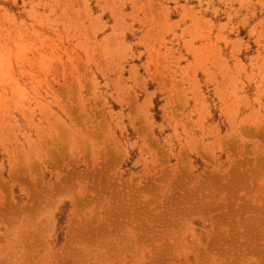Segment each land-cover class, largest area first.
Masks as SVG:
<instances>
[{"label": "rangeland", "instance_id": "obj_1", "mask_svg": "<svg viewBox=\"0 0 264 264\" xmlns=\"http://www.w3.org/2000/svg\"><path fill=\"white\" fill-rule=\"evenodd\" d=\"M0 264H264V0H0Z\"/></svg>", "mask_w": 264, "mask_h": 264}]
</instances>
